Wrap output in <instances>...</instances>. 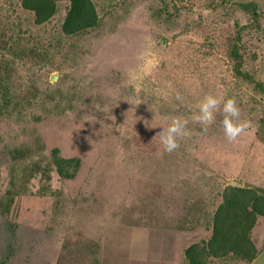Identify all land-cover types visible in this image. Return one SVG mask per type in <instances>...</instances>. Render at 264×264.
Returning <instances> with one entry per match:
<instances>
[{
    "label": "rangeland",
    "instance_id": "obj_1",
    "mask_svg": "<svg viewBox=\"0 0 264 264\" xmlns=\"http://www.w3.org/2000/svg\"><path fill=\"white\" fill-rule=\"evenodd\" d=\"M94 2L99 24L66 34L70 0L42 24L0 0L2 264H132L156 227L209 237L229 184L264 188V93L229 56L247 25L244 69L264 82V0ZM208 93L235 97L250 127L229 142L220 115L190 123L164 153L157 133ZM56 147L81 159L74 177L33 173Z\"/></svg>",
    "mask_w": 264,
    "mask_h": 264
},
{
    "label": "trees",
    "instance_id": "obj_2",
    "mask_svg": "<svg viewBox=\"0 0 264 264\" xmlns=\"http://www.w3.org/2000/svg\"><path fill=\"white\" fill-rule=\"evenodd\" d=\"M61 0H21L24 8L33 12L38 24L49 21L58 10ZM257 18V10L252 11ZM100 17L94 0H70L69 9L62 24L66 34H75L97 26ZM247 25H239L234 42L229 49L236 76L254 83L255 88L264 93V82L255 80L244 69L242 52L243 31ZM1 108V101H0ZM53 160L49 165L35 162L33 173L42 171L50 178V171L55 166L61 177L72 178L81 167L79 157H64L59 148L52 149ZM222 201L212 217V232L209 237L191 243L185 250L188 264H212L214 258L252 260L257 247L252 239V232L258 220L264 217V188L251 185L226 186ZM0 264L2 262L0 261Z\"/></svg>",
    "mask_w": 264,
    "mask_h": 264
},
{
    "label": "clouds",
    "instance_id": "obj_3",
    "mask_svg": "<svg viewBox=\"0 0 264 264\" xmlns=\"http://www.w3.org/2000/svg\"><path fill=\"white\" fill-rule=\"evenodd\" d=\"M177 100L183 102L179 95ZM217 115L222 116L220 123L229 142L237 141L250 127L249 122L242 118V110L235 97L225 98L208 93L199 101L196 111L190 117L175 116L157 133L162 151L168 154L177 151L181 147V142L190 135V123L199 125L206 132L216 122Z\"/></svg>",
    "mask_w": 264,
    "mask_h": 264
},
{
    "label": "crops",
    "instance_id": "obj_4",
    "mask_svg": "<svg viewBox=\"0 0 264 264\" xmlns=\"http://www.w3.org/2000/svg\"><path fill=\"white\" fill-rule=\"evenodd\" d=\"M171 227H156L149 236V246L137 249L132 264H188L185 250L191 243L184 239L186 234L179 230L167 233ZM154 233V234H153ZM252 239L257 247L256 256L248 261L246 259H220L214 258L212 264H264V217L258 220L253 229Z\"/></svg>",
    "mask_w": 264,
    "mask_h": 264
},
{
    "label": "water",
    "instance_id": "obj_5",
    "mask_svg": "<svg viewBox=\"0 0 264 264\" xmlns=\"http://www.w3.org/2000/svg\"><path fill=\"white\" fill-rule=\"evenodd\" d=\"M234 185H239L238 183H233Z\"/></svg>",
    "mask_w": 264,
    "mask_h": 264
}]
</instances>
